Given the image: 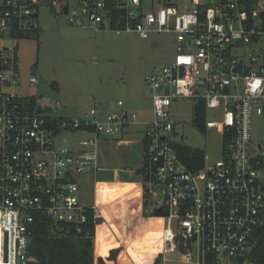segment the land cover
Wrapping results in <instances>:
<instances>
[{
    "label": "built area",
    "instance_id": "1",
    "mask_svg": "<svg viewBox=\"0 0 264 264\" xmlns=\"http://www.w3.org/2000/svg\"><path fill=\"white\" fill-rule=\"evenodd\" d=\"M44 6L98 31L170 35L173 59L145 77L149 119L140 122L122 100L105 114L58 117L37 95L8 90L20 75L8 40L35 37ZM186 98L196 129L199 118V131L222 130L219 158L184 151L190 146L176 140L172 106ZM263 114L264 0H0V264H33L28 245L42 215L95 239L99 207L82 200L81 177H96L101 139L136 125L144 126L143 206L164 213L165 259L178 252V264H234L244 256L245 264L264 227V150L251 133L253 117Z\"/></svg>",
    "mask_w": 264,
    "mask_h": 264
},
{
    "label": "rangeland",
    "instance_id": "2",
    "mask_svg": "<svg viewBox=\"0 0 264 264\" xmlns=\"http://www.w3.org/2000/svg\"><path fill=\"white\" fill-rule=\"evenodd\" d=\"M39 23L38 38L8 40L10 47L17 46L20 74L19 84L9 91L37 95L46 113L58 117H80L91 109L105 114L118 100L123 101L125 109L137 112L140 122L151 117L152 101L146 92L145 77L154 66L173 59L176 45L170 35L155 33L141 38L135 33L98 31L93 26L73 25L45 6L39 9ZM31 76L37 78L35 84ZM172 111L182 135L176 140L204 149L211 160L221 156L222 130L203 133L196 129L190 99H180ZM142 127L132 126L129 137L139 138L135 130ZM251 133L253 145L261 144L264 150V114L253 117ZM112 166L102 167L92 179L85 177L82 200L91 202L95 196L102 218L95 241L107 240L117 247V242L123 243L121 248L135 264H145L148 251L162 239L165 219L144 210L141 176L132 179L131 174L121 171L123 166ZM179 262L177 252L166 259L163 255L161 264Z\"/></svg>",
    "mask_w": 264,
    "mask_h": 264
},
{
    "label": "trees",
    "instance_id": "3",
    "mask_svg": "<svg viewBox=\"0 0 264 264\" xmlns=\"http://www.w3.org/2000/svg\"><path fill=\"white\" fill-rule=\"evenodd\" d=\"M39 33L35 38L39 37ZM198 119L195 125L203 130V123ZM182 149L191 151V147ZM195 153L200 155L202 150L197 148ZM202 163L198 162V166L201 167ZM62 228L46 216L38 217L28 245V254L36 259V264H135L128 252L113 242L99 241L94 244L91 237L74 236ZM255 238V246L245 264H264V227L258 230ZM162 257V242L159 240L146 254L145 264H161Z\"/></svg>",
    "mask_w": 264,
    "mask_h": 264
},
{
    "label": "crops",
    "instance_id": "4",
    "mask_svg": "<svg viewBox=\"0 0 264 264\" xmlns=\"http://www.w3.org/2000/svg\"><path fill=\"white\" fill-rule=\"evenodd\" d=\"M114 104L115 102H112L111 108L113 107ZM130 133L132 132L131 129L129 128L124 130L122 134H120L115 138L104 137L99 141V161H98L99 170L102 167L109 168V166H112V163H115L116 165L123 166L124 169L121 171L131 174L132 179L135 178L137 175H139L137 171L141 167L142 159H143V144L141 141L143 137V127L141 129L138 128L137 130H135V133L139 134V138L129 137ZM137 165H140L138 169H137ZM86 176H89L91 179L93 178L92 174L89 173L81 177V185H82L81 196L83 193V186L85 184ZM95 199L96 198L94 196L91 202ZM91 202H85V203H91ZM101 224H102V218L100 216V224L98 225L97 228H99ZM97 234H98V229L96 232L95 239L97 238ZM95 239L94 242L96 243ZM117 243H118V247H121L123 245V243L122 244L120 242Z\"/></svg>",
    "mask_w": 264,
    "mask_h": 264
},
{
    "label": "water",
    "instance_id": "5",
    "mask_svg": "<svg viewBox=\"0 0 264 264\" xmlns=\"http://www.w3.org/2000/svg\"><path fill=\"white\" fill-rule=\"evenodd\" d=\"M154 215L157 216V217H161V216L164 215V213H163L162 210H157V211H155ZM182 241H183V239H182ZM180 250L183 251V244H182V243L180 244ZM245 260H246V259H245L244 256H240V257L238 258V260H235V261H234V264H239V261L244 262ZM33 264H36V262L33 261Z\"/></svg>",
    "mask_w": 264,
    "mask_h": 264
},
{
    "label": "bare ground",
    "instance_id": "6",
    "mask_svg": "<svg viewBox=\"0 0 264 264\" xmlns=\"http://www.w3.org/2000/svg\"><path fill=\"white\" fill-rule=\"evenodd\" d=\"M161 242H162V239H161Z\"/></svg>",
    "mask_w": 264,
    "mask_h": 264
}]
</instances>
